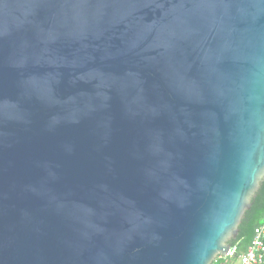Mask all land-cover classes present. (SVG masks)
I'll return each instance as SVG.
<instances>
[{
    "label": "water",
    "instance_id": "95a60500",
    "mask_svg": "<svg viewBox=\"0 0 264 264\" xmlns=\"http://www.w3.org/2000/svg\"><path fill=\"white\" fill-rule=\"evenodd\" d=\"M264 181V0H0V264H212Z\"/></svg>",
    "mask_w": 264,
    "mask_h": 264
},
{
    "label": "trees",
    "instance_id": "16d2710c",
    "mask_svg": "<svg viewBox=\"0 0 264 264\" xmlns=\"http://www.w3.org/2000/svg\"><path fill=\"white\" fill-rule=\"evenodd\" d=\"M264 216V181L257 190L255 197L251 200L249 209L238 226V232L234 239L228 242L230 248L234 249L232 256L225 258L217 257L212 264H220L226 261H238L240 255L244 254L250 244L254 229L261 223Z\"/></svg>",
    "mask_w": 264,
    "mask_h": 264
},
{
    "label": "built area",
    "instance_id": "2783aa9c",
    "mask_svg": "<svg viewBox=\"0 0 264 264\" xmlns=\"http://www.w3.org/2000/svg\"><path fill=\"white\" fill-rule=\"evenodd\" d=\"M233 248L229 250L232 256ZM240 264H264V216L261 223L254 229L253 238L244 254L238 258Z\"/></svg>",
    "mask_w": 264,
    "mask_h": 264
},
{
    "label": "crops",
    "instance_id": "0c3cea01",
    "mask_svg": "<svg viewBox=\"0 0 264 264\" xmlns=\"http://www.w3.org/2000/svg\"><path fill=\"white\" fill-rule=\"evenodd\" d=\"M220 264H240V263H239V261H226V260H224Z\"/></svg>",
    "mask_w": 264,
    "mask_h": 264
}]
</instances>
